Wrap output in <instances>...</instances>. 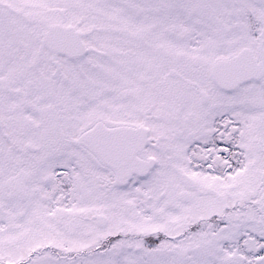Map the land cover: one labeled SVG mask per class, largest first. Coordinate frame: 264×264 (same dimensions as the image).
I'll return each instance as SVG.
<instances>
[{
  "label": "snow or ice",
  "instance_id": "1",
  "mask_svg": "<svg viewBox=\"0 0 264 264\" xmlns=\"http://www.w3.org/2000/svg\"><path fill=\"white\" fill-rule=\"evenodd\" d=\"M0 264H264V0H0Z\"/></svg>",
  "mask_w": 264,
  "mask_h": 264
}]
</instances>
